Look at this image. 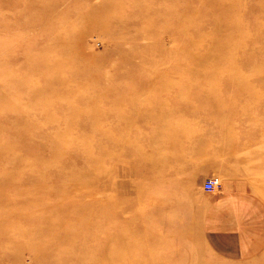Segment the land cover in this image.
<instances>
[{
  "label": "rangeland",
  "instance_id": "rangeland-1",
  "mask_svg": "<svg viewBox=\"0 0 264 264\" xmlns=\"http://www.w3.org/2000/svg\"><path fill=\"white\" fill-rule=\"evenodd\" d=\"M0 264H264V0H0Z\"/></svg>",
  "mask_w": 264,
  "mask_h": 264
},
{
  "label": "built area",
  "instance_id": "built-area-1",
  "mask_svg": "<svg viewBox=\"0 0 264 264\" xmlns=\"http://www.w3.org/2000/svg\"><path fill=\"white\" fill-rule=\"evenodd\" d=\"M219 184V181L216 178H208L203 183L204 190L210 192L213 191Z\"/></svg>",
  "mask_w": 264,
  "mask_h": 264
},
{
  "label": "bare ground",
  "instance_id": "bare-ground-1",
  "mask_svg": "<svg viewBox=\"0 0 264 264\" xmlns=\"http://www.w3.org/2000/svg\"><path fill=\"white\" fill-rule=\"evenodd\" d=\"M158 176V173L156 174V177Z\"/></svg>",
  "mask_w": 264,
  "mask_h": 264
}]
</instances>
